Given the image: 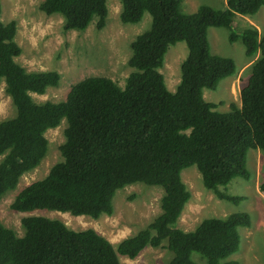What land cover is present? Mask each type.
I'll return each instance as SVG.
<instances>
[{
  "label": "trees",
  "instance_id": "obj_1",
  "mask_svg": "<svg viewBox=\"0 0 264 264\" xmlns=\"http://www.w3.org/2000/svg\"><path fill=\"white\" fill-rule=\"evenodd\" d=\"M124 24L139 23L147 12L149 31L131 44L130 74L120 88L104 77L86 78L69 91L66 101L37 105L30 93L44 94L60 81L55 71L28 73L15 62L22 50L15 42L16 23L0 21V82L16 108L13 119L0 123V201L35 169L48 151L44 133L66 119L63 161L47 176L24 187L11 208L15 212L49 210L98 219L112 215L119 189L135 183L164 190L162 214L147 229L122 241L117 250L94 230L76 232L64 223L43 217L22 220L25 236L19 238L0 226V264H120L118 255L137 258L148 246L167 248L170 264H197L192 253L207 264L225 262L240 247V227H249L247 213L227 219H206L194 232L173 228L190 194L181 179L184 169L195 166L203 185L218 199L238 204L243 197L219 191L232 180H250L247 155L264 154V35L250 26L229 36L241 40L248 58L259 54L251 75L240 91L241 107L217 113L203 90H215L236 74L230 58L211 52L210 28L234 27L237 16H253L264 0H227L221 9L202 5L194 14H182L183 0H120ZM39 9L60 14L64 29L84 31L98 17L106 25V0H44ZM2 7L0 3V16ZM185 42L188 55L181 66V82L168 91L158 71L170 46ZM264 192V183L260 185Z\"/></svg>",
  "mask_w": 264,
  "mask_h": 264
},
{
  "label": "rangeland",
  "instance_id": "obj_2",
  "mask_svg": "<svg viewBox=\"0 0 264 264\" xmlns=\"http://www.w3.org/2000/svg\"><path fill=\"white\" fill-rule=\"evenodd\" d=\"M44 0H0L2 12L0 21L16 23L15 42L22 52L15 62L28 73L55 71L60 81L55 87H48L44 94L30 93L37 105L66 101L69 91L76 83L90 77H104L113 80L124 89L128 77L135 70L128 62L132 55L131 44L136 38L151 28L152 18L145 13L136 24H124L120 19L122 4L120 0H106L107 19L102 29L97 27L98 17H94L84 30H65V19L60 14L47 15L39 6ZM227 0H183L180 6L182 14H194L202 5L221 9ZM234 27L210 28L208 40L214 55L230 58L236 65V74L220 81L215 90L204 89L206 102L217 105L216 112L227 114L233 107H241L240 91L251 75L254 62L259 54L248 58L241 40L229 41L232 31L242 32L253 26L260 35H264V6L253 16H237ZM188 55L185 42L169 47L161 68L158 71L164 77L169 92L175 93L181 82V66ZM16 108L6 93V82H0V123L13 119ZM66 119L59 126L48 129L44 136L48 140V151L40 164L25 173L14 190L9 191L0 201V226L12 230L17 237L25 236L22 220L30 217H43L64 223L70 230L80 232L94 230L109 241L117 250L119 244L134 237L162 214L161 202L165 195L162 187L148 186L143 183L127 185L119 189L112 201V215H101L98 219L88 216H74L69 212L35 210L15 212L11 205L16 195L32 182L44 179L50 169L63 161L60 147L65 142ZM3 157H0V162ZM247 169L250 180L236 178L219 191L232 196L243 197V201L233 204L217 198L207 190L197 167L184 169L181 179L190 199L186 203L178 222L173 226L185 232H194L206 219H227L235 213H247L251 218L249 227H240L239 250L225 262L238 264H264V192L260 185L264 183V154L251 149L247 155ZM260 194V195H259ZM167 241L160 247L148 246L135 259L118 255L120 264H170L174 254L167 248ZM191 260L197 264H207L206 259L192 253Z\"/></svg>",
  "mask_w": 264,
  "mask_h": 264
},
{
  "label": "crops",
  "instance_id": "obj_3",
  "mask_svg": "<svg viewBox=\"0 0 264 264\" xmlns=\"http://www.w3.org/2000/svg\"><path fill=\"white\" fill-rule=\"evenodd\" d=\"M260 195V194H259Z\"/></svg>",
  "mask_w": 264,
  "mask_h": 264
}]
</instances>
